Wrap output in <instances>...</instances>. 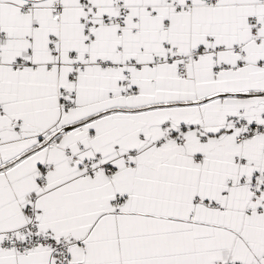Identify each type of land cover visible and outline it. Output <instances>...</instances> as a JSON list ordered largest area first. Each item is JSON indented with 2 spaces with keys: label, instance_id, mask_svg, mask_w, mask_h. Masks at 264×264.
Returning <instances> with one entry per match:
<instances>
[{
  "label": "snow or ice",
  "instance_id": "snow-or-ice-1",
  "mask_svg": "<svg viewBox=\"0 0 264 264\" xmlns=\"http://www.w3.org/2000/svg\"><path fill=\"white\" fill-rule=\"evenodd\" d=\"M0 264H264V0H0Z\"/></svg>",
  "mask_w": 264,
  "mask_h": 264
}]
</instances>
